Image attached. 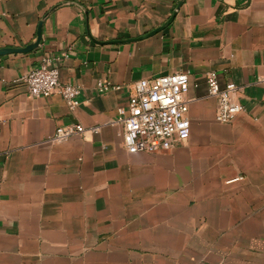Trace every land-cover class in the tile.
I'll return each mask as SVG.
<instances>
[{
    "label": "crops",
    "instance_id": "1",
    "mask_svg": "<svg viewBox=\"0 0 264 264\" xmlns=\"http://www.w3.org/2000/svg\"><path fill=\"white\" fill-rule=\"evenodd\" d=\"M38 27L0 55V264H264V0H0V52ZM47 57L72 112L15 83ZM209 72L241 88L231 123ZM175 73L189 138L129 154L117 110ZM68 125L100 129L48 142Z\"/></svg>",
    "mask_w": 264,
    "mask_h": 264
},
{
    "label": "built area",
    "instance_id": "2",
    "mask_svg": "<svg viewBox=\"0 0 264 264\" xmlns=\"http://www.w3.org/2000/svg\"><path fill=\"white\" fill-rule=\"evenodd\" d=\"M54 63L53 58H43L38 67L27 71L15 83L26 86L29 98L59 95L68 111L72 112L80 104L78 97L81 90L78 86L62 85L59 68ZM258 82L264 86V77L259 78ZM206 83L208 96L217 100L215 121L219 124L231 123L243 111L236 101L241 88L233 83L221 88L214 72L206 74ZM96 86L99 92L111 89L109 84L102 81H98ZM188 90L189 76L184 73L143 79L133 85V95L127 107L119 108L117 118L110 123V126L120 128L124 147L129 154L166 152L189 138L188 102L185 100ZM99 129H85L80 125L58 127L48 142L63 143L86 132L95 135Z\"/></svg>",
    "mask_w": 264,
    "mask_h": 264
},
{
    "label": "water",
    "instance_id": "3",
    "mask_svg": "<svg viewBox=\"0 0 264 264\" xmlns=\"http://www.w3.org/2000/svg\"><path fill=\"white\" fill-rule=\"evenodd\" d=\"M170 21H171V19L168 21V23L164 24V26H167L170 23ZM39 41H40V28L38 27L37 40H36V42L33 45H30L27 48L22 49V50H5V51H1L0 55H4L6 53H26V52L36 48L38 46Z\"/></svg>",
    "mask_w": 264,
    "mask_h": 264
}]
</instances>
